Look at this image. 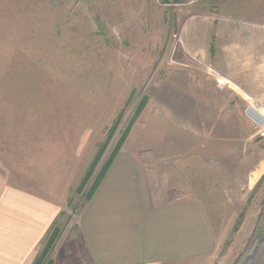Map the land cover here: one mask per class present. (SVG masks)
<instances>
[{"label": "rangeland", "instance_id": "obj_1", "mask_svg": "<svg viewBox=\"0 0 264 264\" xmlns=\"http://www.w3.org/2000/svg\"><path fill=\"white\" fill-rule=\"evenodd\" d=\"M173 2L0 0V191L15 188L59 208L53 224L60 236L46 263L56 264L60 245L77 238L87 196L118 146L117 154L126 141L135 150L153 138L159 117L150 91L189 61L197 78L210 75L205 90L222 91V112L206 114L208 161L196 155L179 165L182 184L205 214L206 237L175 264H264V0ZM253 2L260 4V71L254 82L237 81V48L223 34V73L232 80H218L214 34L205 67L185 51V22L207 14L225 26L251 16Z\"/></svg>", "mask_w": 264, "mask_h": 264}, {"label": "crops", "instance_id": "obj_2", "mask_svg": "<svg viewBox=\"0 0 264 264\" xmlns=\"http://www.w3.org/2000/svg\"><path fill=\"white\" fill-rule=\"evenodd\" d=\"M255 5H251V16L225 20V26L214 15L189 17L184 31L187 55L210 66L209 40L214 34L212 71L218 80H232L224 76L226 65L219 44L226 34L229 45L237 48L236 80L254 82L251 75L256 67L260 71L255 57H260L262 46V26L255 19L260 4ZM249 16L252 20H247ZM231 48L229 57L234 56ZM178 64L150 91L159 117L152 121L153 138L141 141L135 150L124 143L79 214L77 238L60 245L56 264H175L206 237L205 214L182 184L179 165L196 155L208 161L202 144L205 118L222 112L217 101L222 91L205 90V76L210 75L197 78L189 61ZM1 189L0 264H31L59 208L31 193Z\"/></svg>", "mask_w": 264, "mask_h": 264}, {"label": "trees", "instance_id": "obj_3", "mask_svg": "<svg viewBox=\"0 0 264 264\" xmlns=\"http://www.w3.org/2000/svg\"><path fill=\"white\" fill-rule=\"evenodd\" d=\"M170 0H164L165 3H168ZM173 3H179V0H173ZM214 39V38H212ZM213 41V40H212ZM212 52H214L213 48H212ZM148 100V97H145L142 102L139 104L135 114L133 115V118L130 121V125L126 128L125 134L122 136L123 138H126L127 134L129 133L130 127L133 124V122H135L137 120V118L139 117L143 107L145 106L146 102ZM120 117V116H119ZM118 117V118H119ZM118 120V119H117ZM118 121L115 122V126L117 125ZM121 139V140H122ZM122 141H120L121 143ZM119 148V146H118ZM118 148L114 151V153L112 154V156L110 157L109 161L107 162V164L105 165V167L103 168L102 172L99 174V176L97 177L96 183H94L93 188L91 189V192L89 194V196H87L88 200L90 199V197L92 196V194L95 192L96 188L98 187V185L100 184L101 180L103 179L107 169L109 168L111 161L113 160V158L115 157V155L117 154ZM102 152H100L98 154L97 159L101 156ZM92 172V170H90L87 174L86 177L84 179L83 184H85V182H87V179L90 176V173ZM81 191V189H78V193ZM86 198V199H87ZM71 204V203H70ZM60 236V230L56 227L55 223L52 225V227L50 228V231H48L45 239L43 240V249H41L40 253L36 256V258L34 259L32 264H45L46 263V258L48 257V255L50 254V252L52 251V249L54 248V245L56 243V241L58 240ZM46 264H52L51 261H48V263Z\"/></svg>", "mask_w": 264, "mask_h": 264}]
</instances>
